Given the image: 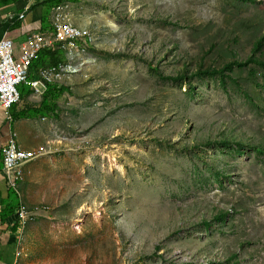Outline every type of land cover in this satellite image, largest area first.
<instances>
[{
    "label": "rangeland",
    "instance_id": "374dc122",
    "mask_svg": "<svg viewBox=\"0 0 264 264\" xmlns=\"http://www.w3.org/2000/svg\"><path fill=\"white\" fill-rule=\"evenodd\" d=\"M57 11L92 43L55 114L14 121L9 143L47 151L18 184L36 215L14 264H264V0Z\"/></svg>",
    "mask_w": 264,
    "mask_h": 264
},
{
    "label": "built area",
    "instance_id": "2783aa9c",
    "mask_svg": "<svg viewBox=\"0 0 264 264\" xmlns=\"http://www.w3.org/2000/svg\"><path fill=\"white\" fill-rule=\"evenodd\" d=\"M27 12L28 6H25L14 18L13 15H8L7 18H12V23L16 19H25ZM62 17H68V13L53 10L51 15L53 31H33L19 45L18 51L15 50L16 46L11 38H0V107L5 114L8 113L10 106L20 99L19 84H28L32 89V94L35 97H40L44 92L42 90V83H48V75L68 77L69 73L81 72V70H68V60H63L56 64L39 67L37 78L30 80L27 78L32 59L42 49L50 48L53 45L60 48L61 43H69L70 51H77L81 56L86 52L89 44L86 42L85 34H79L76 31L70 30L68 26H62ZM46 153V150H38V156H33V158L36 159ZM1 154L2 179L7 186L17 189L19 181L22 180L20 177V165L27 158L15 156V150L9 145L8 139L1 147ZM35 215L36 211L23 208L20 205L15 213L18 224L27 221L29 217H35Z\"/></svg>",
    "mask_w": 264,
    "mask_h": 264
},
{
    "label": "trees",
    "instance_id": "16d2710c",
    "mask_svg": "<svg viewBox=\"0 0 264 264\" xmlns=\"http://www.w3.org/2000/svg\"><path fill=\"white\" fill-rule=\"evenodd\" d=\"M20 0H0V7L7 6L9 4L16 3ZM79 0H33L30 5V9L34 7H40V31L42 32H51L53 31V26L51 23V11L52 8H55L59 4L63 2H78ZM44 7L46 10H44ZM23 7L17 12L22 11ZM9 25V24H8ZM21 26V20L16 19L8 26V31H12L14 29H18ZM6 37L14 38L13 35H7ZM264 37V33L262 34ZM64 53L58 48L56 45L51 46L50 48L42 49L37 53V56L32 59L29 72H28V80L36 78L38 76L37 70L39 67L48 66L52 64H56L63 61ZM20 92V100L24 101L23 107L17 109L16 102L11 105L9 108V116H10V129H13L14 121H17L21 118H30L32 115L41 114V116H45L47 113L55 114L56 107L58 105L57 99L58 97L67 90V87L64 85L56 84V83H46L45 91L43 92L41 99L36 103H28L27 96L30 94V86L28 84L22 83L19 87ZM8 137V136H7ZM2 169V154L0 148V171ZM22 206L21 198L19 192L16 188L8 186L3 193L0 191V231L5 232V236L2 243H0V247L7 246L12 249V253L15 251V235L17 226L19 228V224L15 221L14 214L18 206ZM12 259H14V254L11 255ZM1 259V258H0ZM9 259V263L13 264ZM1 261V260H0Z\"/></svg>",
    "mask_w": 264,
    "mask_h": 264
},
{
    "label": "crops",
    "instance_id": "0c3cea01",
    "mask_svg": "<svg viewBox=\"0 0 264 264\" xmlns=\"http://www.w3.org/2000/svg\"><path fill=\"white\" fill-rule=\"evenodd\" d=\"M32 1L33 0H20V1H17L16 3L0 7V38L2 36H7V35L15 36L13 39H14V42H15V46H16L15 50L16 51H18L19 45L25 40L27 35H29L33 31H38L39 30V28H40V13H41V9H40V7H34L33 9L32 8L29 9L28 13L26 14L25 19L21 20V26L18 29L16 28V29H14L12 31H8V26L10 25V23L12 21V18L7 19V15H12L13 12H17V10L21 9L25 5L32 4ZM64 58H65V56H64ZM44 87L45 86H42V90H45ZM32 96H34V95L32 94V92H30V94L27 96V99H30L29 97H32ZM0 137H2V135H0ZM6 138L7 137L4 136L3 140L0 139V145H2L1 142L5 141ZM19 145H20V147H22V145L20 143H19ZM23 149H25V148H23ZM27 150H31V149H27ZM12 252H13L12 249L8 248L5 245L0 247V258H1L0 259L1 260L0 264L9 263V259L10 260L12 259L11 255L14 254ZM14 260L15 259L11 260V262L13 264H14Z\"/></svg>",
    "mask_w": 264,
    "mask_h": 264
},
{
    "label": "bare ground",
    "instance_id": "6f19581e",
    "mask_svg": "<svg viewBox=\"0 0 264 264\" xmlns=\"http://www.w3.org/2000/svg\"><path fill=\"white\" fill-rule=\"evenodd\" d=\"M60 5H64V6L67 7V3H61L58 6H56L55 8H53V10H56L57 11ZM62 26H68V28L70 30L76 31L79 34H84V33H82L83 29H80L82 27L77 26V25H74L69 20H65V21L62 20ZM85 39H86V42H88L89 40H91L90 39V36L89 35H86V34H85ZM60 49H62L64 51L65 60H68V70H81L82 69V67L85 65L86 62L83 65L78 63V60L81 59L80 58L81 56H80V53L79 52H77V51H70V49H69V43H61L60 44ZM74 74H76V73H69V76L68 77L48 75V83L61 84L66 79L71 78ZM42 86H45L44 88H46V83H42ZM12 137H14L15 140H16V142L18 143L16 137L14 135H12ZM8 139H9V137H8ZM9 145L12 146L13 149L15 150V156L27 158L25 160V162H21V165H20V177L22 178L21 174L23 173L24 165L27 164V163H29V162H31V161H33L34 160L33 156H38V150H35V149L34 150L21 149V147L20 146H17L14 142H10ZM23 222L25 223V221H23Z\"/></svg>",
    "mask_w": 264,
    "mask_h": 264
},
{
    "label": "clouds",
    "instance_id": "9594fccd",
    "mask_svg": "<svg viewBox=\"0 0 264 264\" xmlns=\"http://www.w3.org/2000/svg\"><path fill=\"white\" fill-rule=\"evenodd\" d=\"M63 3H67V4H68V2H63ZM30 5H31V4H29V5H25V6H28V10L30 9ZM25 6H24V7H25ZM24 7H23V8H24ZM40 9H41V8H40ZM22 10H23V9H22ZM20 12H21V11H20ZM52 12H53V10H52ZM18 13H19V12H13V13H12L13 18H14V16L17 15ZM27 13H28V12H27ZM51 15H52V14H51ZM7 16H8V15H7ZM7 19H8V18H7ZM9 19H10V18H9ZM18 20H22V19H18ZM23 20H24V19H23ZM51 23H52V21H51ZM39 31H40V29H39ZM31 33H32V32H31ZM31 33H30V34H31ZM27 36H28V35H27ZM27 36H26V38H27ZM2 37H6V36H2ZM26 38H25V40H26ZM11 39H12V38H11ZM12 40L14 41V39H12ZM25 40H24V41H25ZM24 41H23V42H24ZM23 42H22V43H23ZM22 43H21V44H22ZM91 43H92V42H91ZM91 43H90V44H91ZM14 44H15V42H14ZM90 44H89V45H90ZM89 45H88V46H89ZM88 46H87V48H88ZM63 53H64V51H63ZM64 56H65V55H64ZM63 60H65V58H64ZM28 72H29V71H28ZM36 78H37V77H36ZM33 79H34V78H33ZM60 85H64V84H60ZM65 85H66V84H65ZM30 89H31V88H30ZM44 91H45V90H44ZM31 92H32V89H31ZM64 92H65V91H64ZM42 94H43V93H42ZM42 94H41V96H42ZM41 96L39 97L40 99H41ZM33 97H35V96H33ZM35 98H36V97H35ZM40 99H39V100H40ZM19 100H20V99H19ZM13 104H14V103H13ZM10 107H11V106H10ZM1 111H3V110H2L1 107H0V112H1ZM55 111H56V110H55ZM3 112H4V111H3ZM52 114H53V113H52ZM5 115H8V118H9V120H8V125L10 126V124H9V123H10V122H9V121H10L9 109H8V113L5 114ZM42 117H43V116H42ZM4 118H5V117H4ZM43 118H44V117H43ZM13 125H14V123H13ZM12 131H13V129H12V130H11V129L9 130V132H8V137L10 136L11 133H13ZM15 133H16V132H15ZM16 135H17V134H16ZM8 137L6 138L5 142L7 141ZM17 138H18V137H17ZM5 142L0 146V148L5 144ZM7 187H8V186H7ZM17 191H18V187H17ZM15 213H16V211H15ZM14 218H15V221L17 222V219H16L15 214H14ZM17 224H18V222H17ZM7 231L9 232V230H7ZM17 232H18V226H17ZM17 232H16V233H17Z\"/></svg>",
    "mask_w": 264,
    "mask_h": 264
}]
</instances>
